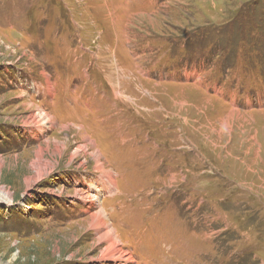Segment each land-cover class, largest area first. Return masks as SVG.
I'll return each mask as SVG.
<instances>
[{"label":"rangeland","instance_id":"1","mask_svg":"<svg viewBox=\"0 0 264 264\" xmlns=\"http://www.w3.org/2000/svg\"><path fill=\"white\" fill-rule=\"evenodd\" d=\"M0 189V264H264V0H0Z\"/></svg>","mask_w":264,"mask_h":264},{"label":"bare ground","instance_id":"2","mask_svg":"<svg viewBox=\"0 0 264 264\" xmlns=\"http://www.w3.org/2000/svg\"><path fill=\"white\" fill-rule=\"evenodd\" d=\"M121 98H123V97H121ZM147 113H149V111ZM49 122H50V119L48 118V116L46 114H44L40 108H38L35 110V112L33 114L30 115L28 120L25 122V126L27 124V126L29 125V126L35 127V129L40 130V128L43 125H45L46 123H49ZM84 141L88 142L89 146H92V147L94 146V144L92 143L91 140L84 138ZM88 145H77V147L73 150V152L71 154V159L74 158L79 152L85 151V149L88 148ZM39 151H41V150H39ZM97 152H98V150L94 151V153L91 155V157L93 159V163H94L96 172L103 175L102 177H104V176L106 177L105 179L107 180V183H106L107 185L102 183V181L99 182L100 184L103 185V188L105 189V191H104V193H105L108 189L113 188L112 185H114V180H113L114 176L111 175L110 172H106L102 168V165L100 164V156L97 154ZM40 157H41V154L38 153L37 159L39 161L41 159ZM39 161H37L33 164L35 177H37L40 174H42L43 172H45V170L42 169V167L40 166ZM97 188H99V187L97 186ZM111 191H112V189H111ZM111 191L109 193L108 192L107 193L111 194ZM97 192H100V188ZM79 196H80V197H78L79 200L86 203V204H89V206H92L93 208H95L96 206H99V200L97 203V201H96L97 196L96 195L86 196V195L80 194ZM8 200H10L9 193L4 192L2 189H0V201L7 202ZM108 224L109 223H107V221L105 220V216H104L102 209L97 210L95 213H93L89 217V227L95 233L96 243L98 245L104 246L101 249L99 259L102 261L119 262V263H123V264H128V263L133 262L130 255L120 249V242L117 239L115 232L108 228L109 227ZM108 264H110V263H108Z\"/></svg>","mask_w":264,"mask_h":264},{"label":"trees","instance_id":"3","mask_svg":"<svg viewBox=\"0 0 264 264\" xmlns=\"http://www.w3.org/2000/svg\"><path fill=\"white\" fill-rule=\"evenodd\" d=\"M249 12H250V10L247 12L246 11V13H243V14H241V13H238V15H237V17L238 16H245V18H247V19H249L250 18V16L251 15H249ZM236 17V18H237ZM251 24L253 25L251 28H253L254 27V29L255 30H257V29H260L261 28V26H262V24H263V22H262V17L260 16V17H258L257 18V21L255 20V19H253V22H251ZM202 31V30H201ZM211 42V39H210V37H206L205 39H196V46L198 47V48H201V49H204L205 48V46L207 45V44H209ZM259 42H261V41H259ZM258 42V43H259ZM193 61L192 62H195L197 65H199V64H202L205 60H206V58H202L201 56L198 58V59H192Z\"/></svg>","mask_w":264,"mask_h":264}]
</instances>
